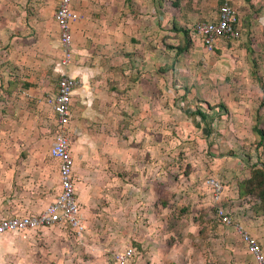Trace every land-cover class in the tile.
Returning <instances> with one entry per match:
<instances>
[{"label":"rangeland","instance_id":"1","mask_svg":"<svg viewBox=\"0 0 264 264\" xmlns=\"http://www.w3.org/2000/svg\"><path fill=\"white\" fill-rule=\"evenodd\" d=\"M72 4L79 17L71 28V53L80 42L92 50L104 46L101 38L115 21L111 0ZM57 36L49 22L34 34L33 53L28 47L19 54L23 34L16 28L0 52V141L9 143L10 156L34 154V140L53 142V66L62 56ZM189 59L185 51L168 49L164 74L145 68L139 87L148 95L129 100L133 109L117 101L102 108L103 117L88 119L83 149L71 101L64 130L84 229L81 235L58 226L1 232L0 264H256L238 226L257 239L264 261L260 202L254 194H237V184L264 159V142L255 147L251 131L254 122L264 131L257 82L264 87V36L219 37L205 59ZM196 110L204 120L191 114ZM15 142L23 148L15 149ZM211 178L221 186L219 200L205 183ZM218 205L230 222L214 214ZM127 248L133 253L123 258Z\"/></svg>","mask_w":264,"mask_h":264},{"label":"crops","instance_id":"2","mask_svg":"<svg viewBox=\"0 0 264 264\" xmlns=\"http://www.w3.org/2000/svg\"><path fill=\"white\" fill-rule=\"evenodd\" d=\"M43 1L0 0V52L8 49L5 46L9 36L12 37L19 28L23 38L18 41L20 44L16 45V51L27 54L29 47L33 53L34 34L49 26V22L50 25L54 23L52 13L57 0H46L49 6H41ZM111 2L115 6V21L111 34L101 38L106 44L93 50L82 46L81 42L75 44L69 63L64 67L65 74L77 77L79 81L71 101L75 100L77 105L73 123L78 125V144L82 149L86 144L83 131L89 124L88 119L97 115L103 117L100 114L102 108H113L118 105L117 101L119 106L133 109L128 106L129 100L144 99L148 95L139 87V79L143 78L141 73L145 68H155L164 74L166 71H161V66L163 69L167 66L168 49L178 54L185 51L192 60H197L198 56L205 59L209 52L192 35L190 27L197 21L215 19L222 0ZM227 2L236 13L239 37L264 36V0ZM22 40L29 45L21 46ZM173 41L176 46L169 48ZM54 67L55 64L53 70ZM147 78L149 83L157 81L156 77ZM260 95L262 98L261 90ZM125 123L127 126L128 122ZM110 126L114 128L113 123ZM8 144L0 141V217L37 213L53 200L59 190L58 161L48 155L51 144L44 145L34 140V154L28 151L19 155L17 152L14 156L8 155ZM14 144L15 149L23 148V143ZM121 155L119 151L116 154L118 158Z\"/></svg>","mask_w":264,"mask_h":264},{"label":"built area","instance_id":"3","mask_svg":"<svg viewBox=\"0 0 264 264\" xmlns=\"http://www.w3.org/2000/svg\"><path fill=\"white\" fill-rule=\"evenodd\" d=\"M73 0H57L52 16L58 29V44L62 49V56L55 63L54 70L58 71L55 94L51 99L52 108L56 115L57 129L48 155L58 161L57 173L59 190L52 201L42 210L34 214L12 215L0 217V233L4 231H28L38 228L58 226L74 235H81L84 225L80 218L79 206L75 197L72 158L69 144L64 130L70 115L71 97L76 85L74 77L64 72V67L71 58V26L78 20L79 14L72 8ZM237 17L233 7L227 0L217 7L215 19L202 20L193 23L190 32L196 37L206 52L213 50L214 43L219 37L235 39L239 37V28L236 27ZM205 183L211 188L214 200H219L221 186L214 179H207ZM222 222L230 220L227 211L215 207V213ZM238 226V225H237ZM239 228V237L246 251L254 257L256 264H264L259 243L255 237ZM133 253L127 248L123 253L129 257Z\"/></svg>","mask_w":264,"mask_h":264},{"label":"trees","instance_id":"4","mask_svg":"<svg viewBox=\"0 0 264 264\" xmlns=\"http://www.w3.org/2000/svg\"><path fill=\"white\" fill-rule=\"evenodd\" d=\"M259 87L262 92V97H264V87H262V84L260 81ZM263 103H259L258 106L260 108L264 106V100ZM191 114H194L196 116H199L200 119L204 120L205 114L201 112L200 110H196L191 112ZM256 122L253 123L251 126V131L255 134L256 140H255V147L263 145L264 142V131L260 130L258 127V124L255 125ZM237 187V194L238 195H247V194H254L257 196L259 202H260V208H258L257 212L258 214H264V159H259L256 161V163L253 165L252 169H250L249 177L246 180L240 181ZM243 185H248V187H245V192L242 190Z\"/></svg>","mask_w":264,"mask_h":264}]
</instances>
